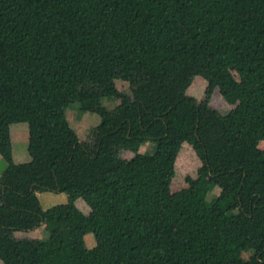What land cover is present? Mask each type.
I'll return each mask as SVG.
<instances>
[{
  "label": "trees",
  "instance_id": "trees-1",
  "mask_svg": "<svg viewBox=\"0 0 264 264\" xmlns=\"http://www.w3.org/2000/svg\"><path fill=\"white\" fill-rule=\"evenodd\" d=\"M0 158L3 264H264V0H0Z\"/></svg>",
  "mask_w": 264,
  "mask_h": 264
},
{
  "label": "rangeland",
  "instance_id": "rangeland-1",
  "mask_svg": "<svg viewBox=\"0 0 264 264\" xmlns=\"http://www.w3.org/2000/svg\"><path fill=\"white\" fill-rule=\"evenodd\" d=\"M208 83H206L203 79L197 78L195 79L192 87L189 88L188 94L196 97L198 100H203L205 98V92ZM105 105L109 108H114V102L110 100H105ZM228 109L223 108V114L228 113ZM68 120L72 126V128L78 133L81 140H88L90 137L92 130L100 124L101 118L99 114L87 112L81 113L80 106L78 104H73L67 111ZM11 140L13 147V155L16 163L23 164L31 161V157L28 153V143H29V125L27 123H20L13 125L11 127ZM155 143H146L141 147V152L150 153L156 150ZM122 157L124 159L130 160L134 157V154L131 152H123ZM6 168V162L3 158H0V176L4 172ZM50 196L51 194L59 195L60 193L53 192H40L39 198L41 200L42 207L47 210L53 206L60 205V203L65 202V197L61 198L55 196L59 199H51L49 197H45V195ZM219 194L217 189L213 190L209 195V200L214 199ZM55 221H51L48 224L43 225L41 228L29 232V233H17V238H31V239H43L46 236V232H49L51 229L55 227ZM49 226V227H48ZM86 244L89 248H95L97 246L96 239L93 234H89L86 236ZM245 259L250 260L252 257V253H245ZM0 264H3L0 260Z\"/></svg>",
  "mask_w": 264,
  "mask_h": 264
},
{
  "label": "crops",
  "instance_id": "crops-1",
  "mask_svg": "<svg viewBox=\"0 0 264 264\" xmlns=\"http://www.w3.org/2000/svg\"><path fill=\"white\" fill-rule=\"evenodd\" d=\"M14 159H15V158H14ZM15 162H16V161H15ZM39 194H40V193H39ZM55 196H57V197H59V198H61V196H62V197H65L66 200H65L64 203H66L67 200H68L67 194H65V193H60L59 195L51 194L50 196H47V194L45 195V197H49V198L54 199V200L59 199V198H56V199H55ZM61 200H62V198H61Z\"/></svg>",
  "mask_w": 264,
  "mask_h": 264
}]
</instances>
